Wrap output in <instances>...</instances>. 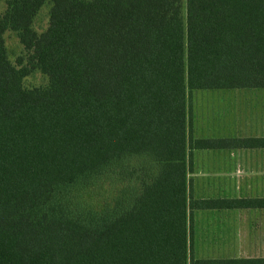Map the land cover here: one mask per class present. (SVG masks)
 Wrapping results in <instances>:
<instances>
[{
    "label": "trees",
    "instance_id": "trees-1",
    "mask_svg": "<svg viewBox=\"0 0 264 264\" xmlns=\"http://www.w3.org/2000/svg\"><path fill=\"white\" fill-rule=\"evenodd\" d=\"M49 1L46 30L32 28ZM0 16V264H264L194 259L193 212L264 209L194 199L198 90L264 89V0H6ZM17 34L28 67L7 58ZM33 69L46 88L25 89Z\"/></svg>",
    "mask_w": 264,
    "mask_h": 264
},
{
    "label": "rangeland",
    "instance_id": "rangeland-1",
    "mask_svg": "<svg viewBox=\"0 0 264 264\" xmlns=\"http://www.w3.org/2000/svg\"><path fill=\"white\" fill-rule=\"evenodd\" d=\"M7 7L0 0V16ZM51 3L34 17L37 34L48 26ZM7 58L16 67H28V53L17 34H3ZM49 79L33 69L23 78L25 89L46 88ZM192 139L264 137V89L198 90L190 98ZM194 199L264 197V149L192 150ZM190 242L194 259L264 257V209L194 211Z\"/></svg>",
    "mask_w": 264,
    "mask_h": 264
},
{
    "label": "crops",
    "instance_id": "crops-1",
    "mask_svg": "<svg viewBox=\"0 0 264 264\" xmlns=\"http://www.w3.org/2000/svg\"><path fill=\"white\" fill-rule=\"evenodd\" d=\"M253 137V136H250ZM226 138H239V137H215V138H201V139H226ZM244 138H248V137H244ZM198 139V138H197ZM220 150H238V149H220ZM191 182V181H190ZM192 188V185H191ZM193 196V195H192ZM221 210H226V209H221ZM231 210V209H229ZM197 211H206V210H197ZM209 211V210H208ZM194 213V212H193Z\"/></svg>",
    "mask_w": 264,
    "mask_h": 264
}]
</instances>
